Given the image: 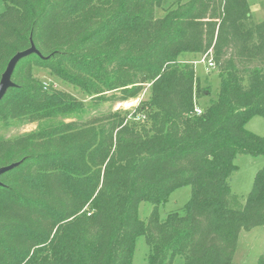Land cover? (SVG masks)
Returning <instances> with one entry per match:
<instances>
[{
	"label": "trees",
	"instance_id": "16d2710c",
	"mask_svg": "<svg viewBox=\"0 0 264 264\" xmlns=\"http://www.w3.org/2000/svg\"><path fill=\"white\" fill-rule=\"evenodd\" d=\"M0 82L21 58L0 101V123L37 122L0 137V264H132L145 236L149 264L234 261L241 231L264 225V166L242 200L231 189L239 154L264 156V19L249 0H3ZM211 56V94L195 58ZM45 68L95 105L149 98L129 110L55 121L85 103L36 74ZM191 186L161 219L160 204ZM153 208L147 220L139 206ZM256 264H264L261 255Z\"/></svg>",
	"mask_w": 264,
	"mask_h": 264
},
{
	"label": "rangeland",
	"instance_id": "374dc122",
	"mask_svg": "<svg viewBox=\"0 0 264 264\" xmlns=\"http://www.w3.org/2000/svg\"><path fill=\"white\" fill-rule=\"evenodd\" d=\"M175 0H163L162 8L157 10V16L163 15V8L168 7ZM254 8V19L261 21L264 19V0H249ZM257 8V9H255ZM4 9V2L0 0V12ZM201 57L195 58V69L197 75L201 78V83L204 86H210L211 94L199 99L198 109H202L211 96H213L219 88L220 78L216 66L210 67L208 61L211 56H207L206 62L200 60ZM36 74L40 76L45 82L57 87L58 89L70 92L78 99L83 100L85 103V112L81 114H73L67 118L58 117L55 121L62 119L76 120V119H89L97 114L106 113L114 110H129L130 113L134 111V108L139 106L143 100L149 98V84H147L141 94L126 101H117L114 103H106L102 105H95L92 102L90 95L84 93L80 88L75 87L69 83H66L56 76L52 75L48 69L37 68ZM38 126L37 122H29L25 124H18L15 121L6 123H0V137L13 138L25 133H28ZM247 128L259 135H264V117L254 116L247 123ZM235 164L238 169L233 173L230 184L234 194H237L242 200H245L250 190L252 189L253 182L256 173L264 166V156H252L248 154H239L235 159ZM191 197V186H182L171 193L169 199L160 204L159 213L161 219L165 218L167 213L172 210H177L184 206V204ZM153 208V204L144 201L139 206V217L143 220H147L150 212ZM150 247L146 241L145 236H139L135 241L134 257L132 264H149ZM261 255H264V225L255 226L250 230H243L240 233L237 248L234 254V261L246 264H256Z\"/></svg>",
	"mask_w": 264,
	"mask_h": 264
},
{
	"label": "water",
	"instance_id": "95a60500",
	"mask_svg": "<svg viewBox=\"0 0 264 264\" xmlns=\"http://www.w3.org/2000/svg\"><path fill=\"white\" fill-rule=\"evenodd\" d=\"M36 51H37V49L35 47H31L27 50H24V51L17 53L16 55H14L11 58V60L8 63L7 69H6L5 73L3 74L2 80L0 82V101L2 100L3 96L5 95L7 88L13 84L11 81V75H12L18 61L21 58L29 55L32 52H36ZM12 166L13 165L0 168V174L5 172L6 170H9L10 168H12Z\"/></svg>",
	"mask_w": 264,
	"mask_h": 264
},
{
	"label": "built area",
	"instance_id": "2783aa9c",
	"mask_svg": "<svg viewBox=\"0 0 264 264\" xmlns=\"http://www.w3.org/2000/svg\"><path fill=\"white\" fill-rule=\"evenodd\" d=\"M206 58H207V55H204V56H201L200 60L206 62ZM208 65H209L210 67L215 66V63L211 60V58H210V60L208 61ZM197 111L200 112V109H197Z\"/></svg>",
	"mask_w": 264,
	"mask_h": 264
},
{
	"label": "crops",
	"instance_id": "0c3cea01",
	"mask_svg": "<svg viewBox=\"0 0 264 264\" xmlns=\"http://www.w3.org/2000/svg\"><path fill=\"white\" fill-rule=\"evenodd\" d=\"M251 4V7H252V3H250ZM255 9H257V8H255ZM253 10H254V8L252 7V12H253ZM253 17H254V13H253ZM257 21V20H256ZM186 58H196V57H194L193 55H187V56H185ZM199 57H201L200 55H198L197 56V58H199ZM197 62V61H196ZM196 64V63H195Z\"/></svg>",
	"mask_w": 264,
	"mask_h": 264
}]
</instances>
